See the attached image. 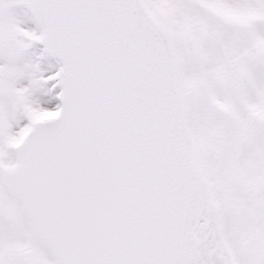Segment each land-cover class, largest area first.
Wrapping results in <instances>:
<instances>
[{
	"label": "snow or ice",
	"instance_id": "obj_1",
	"mask_svg": "<svg viewBox=\"0 0 264 264\" xmlns=\"http://www.w3.org/2000/svg\"><path fill=\"white\" fill-rule=\"evenodd\" d=\"M0 264H264V0H0Z\"/></svg>",
	"mask_w": 264,
	"mask_h": 264
}]
</instances>
